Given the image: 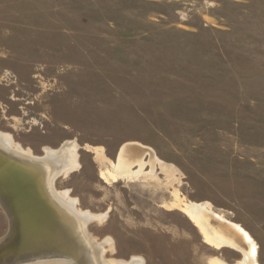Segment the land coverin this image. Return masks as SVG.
<instances>
[{"label": "rangeland", "instance_id": "1", "mask_svg": "<svg viewBox=\"0 0 264 264\" xmlns=\"http://www.w3.org/2000/svg\"><path fill=\"white\" fill-rule=\"evenodd\" d=\"M0 130L39 156L76 141L53 185L107 213L86 227L106 257L239 264L183 199L237 223L264 264V0H0ZM126 143L152 155L105 180Z\"/></svg>", "mask_w": 264, "mask_h": 264}, {"label": "bare ground", "instance_id": "2", "mask_svg": "<svg viewBox=\"0 0 264 264\" xmlns=\"http://www.w3.org/2000/svg\"><path fill=\"white\" fill-rule=\"evenodd\" d=\"M77 149L75 140H65L58 147L45 145L39 156L0 130V205L10 221V231L0 238V264H143L140 256L128 260L106 257V245L112 250L111 239L98 240L86 227L88 222L103 221L107 213L79 208L68 190L53 185L57 176L79 167ZM146 154L152 155L147 146L124 144L118 165L102 171V178H115L117 169L133 163L141 167ZM179 205L201 228L207 242L231 244L243 253L239 264H257L256 246L237 223L200 203L180 199ZM212 217L218 219V227L210 222ZM211 264L225 263L214 258Z\"/></svg>", "mask_w": 264, "mask_h": 264}]
</instances>
